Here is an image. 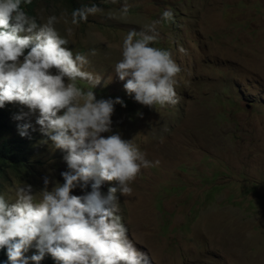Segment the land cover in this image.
<instances>
[{
	"label": "rangeland",
	"instance_id": "374dc122",
	"mask_svg": "<svg viewBox=\"0 0 264 264\" xmlns=\"http://www.w3.org/2000/svg\"><path fill=\"white\" fill-rule=\"evenodd\" d=\"M20 7L37 24L50 15L65 36L64 17L70 19L77 0H27ZM94 1H87V5ZM128 4L121 15V4ZM100 11L73 28L66 47L87 54L84 70L99 74L95 98L119 97L111 130L132 142L146 159L159 163L130 182L132 192L117 193L118 214L135 247L151 264H264V0H98ZM170 9L173 18L155 25L159 39L153 46L169 50L180 68L174 86L175 105H141L126 94L113 72L121 58V44L129 29L146 26ZM182 46L186 54L177 50ZM83 90L91 86L79 78ZM13 118L26 113L28 135L40 164L35 177L16 181L7 172L4 196L15 200L21 183L32 186L34 199L52 181L62 183L67 170L65 151L54 148L35 123L37 112L16 102ZM103 133L102 135H108ZM115 181L100 185L106 194ZM79 188L72 194L89 191ZM34 243V242H33ZM36 249L24 253L31 256ZM50 255L45 254L41 261ZM32 262L29 261V264Z\"/></svg>",
	"mask_w": 264,
	"mask_h": 264
},
{
	"label": "clouds",
	"instance_id": "9594fccd",
	"mask_svg": "<svg viewBox=\"0 0 264 264\" xmlns=\"http://www.w3.org/2000/svg\"><path fill=\"white\" fill-rule=\"evenodd\" d=\"M27 2V0H25ZM21 0H0V108L8 102L37 112L35 123L54 148L65 151L63 160L67 170L60 176L63 182L52 181L34 199L32 186L21 183L15 188V200L4 196L10 186L6 179L0 187V248L7 256V264H40L45 254L56 264H151L148 254L138 250L127 235V228L118 214L117 193L132 192L130 182L140 172L159 163L146 159L145 153L132 140L122 139L111 130L114 104L119 97L100 98L92 89L101 81L99 74L84 70L89 63L87 54L66 47L73 28L87 16L100 11L96 3L72 9L70 19L64 17L65 36L54 24L58 17L50 15L37 24L20 7ZM26 6V4H25ZM128 4L118 11L127 15ZM170 9L146 26L147 30L129 29L121 44V58L113 67L116 76L124 81L126 94L141 105H175L179 97L175 91L176 75L180 68L169 50L153 46L159 39L155 25L170 21ZM186 54L187 50L178 46ZM91 86L83 90L76 80ZM26 113L17 114L20 120ZM11 117L13 133L29 145L31 164H40L34 150L36 137L28 135L30 125L18 124ZM109 133L108 135H102ZM11 171V170H9ZM12 172V171H11ZM17 180V174L12 172ZM30 175L20 179L26 181ZM106 181H115L106 194L99 191ZM90 188L82 195L72 190ZM34 242V243H33ZM29 247L36 251L26 256ZM46 261V260H44ZM0 264H5L0 261Z\"/></svg>",
	"mask_w": 264,
	"mask_h": 264
},
{
	"label": "trees",
	"instance_id": "16d2710c",
	"mask_svg": "<svg viewBox=\"0 0 264 264\" xmlns=\"http://www.w3.org/2000/svg\"><path fill=\"white\" fill-rule=\"evenodd\" d=\"M87 1L89 0H77L79 6H73L72 9L87 5ZM92 1L98 3V0ZM22 2L26 3L25 0ZM28 7H31V3L30 5L26 3V8ZM12 114L9 104L6 102L4 107L0 108V187L4 184L3 180L7 178L9 170L17 174L18 181L29 176L33 170L32 152L29 145L21 140L18 135H14L12 130L14 125L9 123L10 118L13 117ZM0 261L7 264V256L3 248H0ZM40 264H56V262L52 258H48Z\"/></svg>",
	"mask_w": 264,
	"mask_h": 264
}]
</instances>
